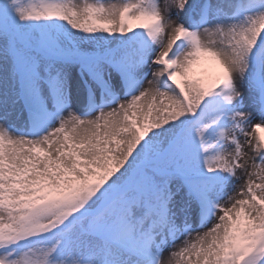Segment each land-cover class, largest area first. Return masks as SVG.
I'll list each match as a JSON object with an SVG mask.
<instances>
[{"label":"snow or ice","instance_id":"1","mask_svg":"<svg viewBox=\"0 0 264 264\" xmlns=\"http://www.w3.org/2000/svg\"><path fill=\"white\" fill-rule=\"evenodd\" d=\"M0 264H264V0H0Z\"/></svg>","mask_w":264,"mask_h":264}]
</instances>
